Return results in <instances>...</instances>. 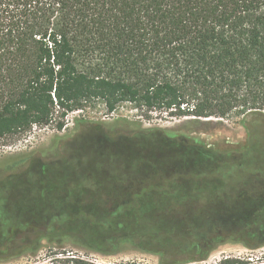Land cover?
Returning a JSON list of instances; mask_svg holds the SVG:
<instances>
[{
	"label": "trees",
	"instance_id": "obj_1",
	"mask_svg": "<svg viewBox=\"0 0 264 264\" xmlns=\"http://www.w3.org/2000/svg\"><path fill=\"white\" fill-rule=\"evenodd\" d=\"M93 100L236 119L246 140L220 150L145 132L151 161H121L68 193L57 181L39 210H17L12 191L32 175L1 178L0 264H140L96 263L65 238L104 254L127 244L158 264H199L224 241L264 246V0H0V144L54 116L61 129ZM42 240L55 245L39 256ZM213 264H264V253Z\"/></svg>",
	"mask_w": 264,
	"mask_h": 264
},
{
	"label": "rangeland",
	"instance_id": "obj_2",
	"mask_svg": "<svg viewBox=\"0 0 264 264\" xmlns=\"http://www.w3.org/2000/svg\"><path fill=\"white\" fill-rule=\"evenodd\" d=\"M57 120L54 116L51 123L33 125L0 144V179L17 177L19 171H25L36 179L35 182L29 179L23 184L17 180V187L12 190L15 194L17 192V210L41 209L43 204H39L38 199L42 194L52 192V186L57 181L64 183L68 180V185H65V192L68 193L69 184L76 185L84 176L99 179L103 176V170L110 173L113 166L121 161H151V155L141 149L143 146L150 150V143L136 141L137 137H143L146 133L161 138L164 135L160 131L169 135H183L220 150L238 148L246 140V131L236 119L173 118L156 112L144 113L128 102L107 112L100 100H93L62 118L61 129L56 127ZM86 188V185L82 187V192L86 193L89 189ZM73 225L76 223H63L64 228ZM80 225L89 224L82 221ZM61 242L66 249L96 263L132 260L140 264H158L157 255L127 244H121L114 251L104 254L77 246L71 239L65 238ZM54 245L42 240L43 249L39 256ZM262 253L264 246L251 250L239 242L224 241L199 264H213L228 256L256 257ZM30 260L20 257L13 263L30 264Z\"/></svg>",
	"mask_w": 264,
	"mask_h": 264
}]
</instances>
